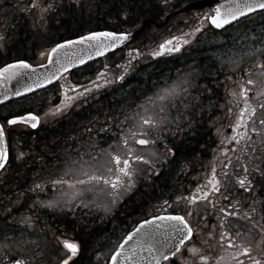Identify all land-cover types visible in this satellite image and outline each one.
<instances>
[{"label": "snow or ice", "instance_id": "6c2138e0", "mask_svg": "<svg viewBox=\"0 0 264 264\" xmlns=\"http://www.w3.org/2000/svg\"><path fill=\"white\" fill-rule=\"evenodd\" d=\"M73 7L83 12L91 10L92 5L88 0H68V9ZM0 11L4 12L0 17L4 26L9 19L15 18L18 24L31 21L30 27L35 30L48 23L49 13H62L67 9L64 0H7V7H0ZM258 12L264 13V0H223L210 13L198 17L189 31L165 39L157 49L147 53L129 49L127 58L121 48L131 35L126 31L115 28L88 30L75 39L62 38L40 52L49 65L55 66L54 72L38 74L37 67L44 68L45 64L33 66L23 58L3 63L0 67V89H3L0 102L9 96H24L35 88L44 87L61 73L69 72L77 65H86L94 57H105L107 61L109 52L120 57L122 62L112 61L111 66L106 62L95 77L86 78L85 83L68 81L60 85V103L50 107L43 116L63 115L76 102L89 104L101 89L123 81L132 69L133 61L138 62L141 56L156 59L165 54L180 53L183 45H192L193 38L199 39L197 34L207 30L205 25L226 31L234 22L239 24L241 18ZM261 31L264 32V28ZM4 39L5 36L0 34V41ZM3 47L0 43V48ZM245 55L255 56V59L249 64L230 57L226 60L216 57L224 79H219L217 74L210 83L199 85L209 95H198L194 102L184 103L183 100L190 95L189 89L194 83L192 77L199 74L196 68L187 72L183 80L177 79L171 85L161 86L153 82L148 89L151 95L144 96L142 92V102L136 104L131 115L128 111L132 110L135 100H124L118 108L107 109L103 114L97 110L91 119L85 118L86 122L78 126L82 128L80 135L70 138L73 142L66 149L67 158L59 160L52 156L58 166L63 165V175L34 182L29 191L36 192L37 199L30 207L39 212L67 206L74 212V205L84 207L90 204L108 213L109 203L115 207L125 193L136 187L138 174H145L144 178L151 181L152 176L160 171L156 164L161 153L152 151L148 156L138 155L140 149L129 144L130 140L134 145L146 147L155 141L166 140L162 133L170 131L175 142L164 143L162 155L164 160L171 161L180 146L189 142V136L196 139L197 125L213 116L215 120L226 116L229 123L214 125L219 140L211 149L213 156L204 171L193 177L197 181L195 187L187 193L175 194L174 199L164 196L158 206H153L131 231L119 239L107 261L108 264H220L224 258H212L203 247L212 249L219 245L230 250L227 260L234 264H245V259L248 264H264V36L260 38L259 46L250 45ZM225 64L227 68L223 67ZM12 81L18 86L9 89L7 84ZM258 84L262 86L257 88ZM221 87L224 88L223 98L219 94ZM218 103L220 111H214ZM173 108L177 111L174 118L171 117ZM234 108L237 109L235 112ZM41 120V114L31 109L0 119V171L5 170L9 156L6 147L9 130L16 125L37 130ZM225 127L231 128L230 134L224 132ZM81 140L92 149L91 152L81 154ZM97 148L99 153L94 155ZM201 149L207 151L205 145H201ZM199 155L201 153L197 152ZM16 158L23 162L26 153L21 151ZM189 163H183L180 171L187 172ZM47 184L58 198H39V193H45L44 185ZM89 196L92 199L85 204ZM17 223L22 236L34 230L32 215H22ZM63 231H56L53 248L49 247L48 241L41 245L26 238L17 240L16 254L5 255L3 259L7 264H75L80 245L66 238ZM99 259L98 255V262Z\"/></svg>", "mask_w": 264, "mask_h": 264}, {"label": "flooded vegetation", "instance_id": "af4514ba", "mask_svg": "<svg viewBox=\"0 0 264 264\" xmlns=\"http://www.w3.org/2000/svg\"><path fill=\"white\" fill-rule=\"evenodd\" d=\"M113 1H117L119 6H113ZM196 1L199 0H88V3L92 5L91 10L81 12L75 7L68 9V0H64L67 11L49 13L50 19L43 28L38 27L33 30L30 27L31 21L25 20L18 24L15 18L9 19L6 26L0 22V34L5 36V39L0 41L4 45L3 48H0V67L5 61L11 62L14 58H23L33 66L45 64L47 59L41 57L40 52L50 48L54 41L60 42L62 38L74 39L77 35L88 30H112L117 27V22L126 19L128 22H122L124 31L130 32L142 24H144V30L140 36L121 46L125 58H127L129 49H138L142 53L150 52L157 49L165 39L189 31L198 17L210 13L211 9L215 7L212 2V4L178 12L187 4ZM0 7L6 8L7 0H0ZM2 16H4V12L0 11V17ZM205 28L206 31L202 30L197 34L199 39L193 38L192 45H183L180 53L165 54L156 59L144 55L138 62L133 61V67L123 81L101 89L98 96L93 95L92 100L89 101L91 107L89 104L78 101L63 115L43 116L50 107L60 103L61 84H66L68 81L85 83L86 78H94L96 72L106 62L110 66L112 61L122 62L120 57L113 56L111 52L106 54L110 58L107 61L105 57L89 61L86 65L62 73L60 77L41 90L13 99L0 106V119L9 114H23L25 110L29 109L40 113L42 117L41 125L37 130H32L24 125H16L9 130L6 137L9 156L5 170L0 171V264H7L3 259L5 255L11 257L16 254L17 240L26 238L35 240L41 245L48 241L50 242L49 247L53 248L56 231L65 229L63 235L80 245L79 256L74 258L75 264H108V254L114 250L119 239L127 231L132 230L153 206H158L164 196H172L174 199L175 194H180L181 191L187 193L195 187L197 181L193 177H198V173L204 171L205 166L212 159L213 153L210 158L201 160L194 158L196 165L188 166L187 172H181V168L176 167L178 161L176 158L166 161L162 155L164 143L175 142L172 133L166 131L162 133L166 140L155 141L146 147L134 145L133 141H129V144L140 150L156 147L161 153L159 162L156 164L160 171L157 175L152 176L151 181L144 178L145 174H138L136 187L131 192L124 194L115 207L109 203L110 212L105 213L102 209L97 210L90 204L84 207L74 205V212L68 210L67 206L52 211L41 209L39 212H34L30 207L32 202L37 199V193L29 191L34 182L40 183L63 175V165L58 166L57 160L52 159V156L55 155L59 160L67 158L66 149L68 144L73 142L70 138L80 135L82 128H78V126L86 122L85 118L91 119L97 110L103 114L107 109L118 108L124 100H135L132 110L128 111V114L131 115L132 111L136 110V104L142 102L141 93L143 92L144 96L151 95L148 89L151 88L153 82H158L161 86L168 85L172 76L187 73L193 68L198 69L199 74L192 77L194 83L189 89L190 95L184 98L183 102H194L196 97L201 94L209 95L208 91L199 85L210 83L214 77H217V74H219V79H224L221 64L216 57L226 60V56L230 57L234 54L249 64L255 59V56L249 57L245 53L249 51L250 45L258 46V41L264 36V32L261 31L264 28V13L258 12L242 18L239 24L234 22L230 27H227L226 31L213 29L210 25H205ZM223 67L227 68L228 65L225 64ZM225 82L227 83V81ZM261 86L258 84L257 88ZM212 87L215 88V85ZM219 94L221 98L224 97L223 87L219 89ZM204 103L207 105V101ZM177 105H180V101H177ZM236 110V108L233 109L234 112ZM214 111H220L219 103ZM176 116V109H171V117ZM224 118L215 120L213 116L211 120L203 121L204 130L209 127L213 135L211 142L213 147H216L219 140L214 131V125L223 126ZM199 127L201 125H197L198 130ZM224 132L230 134L231 128L225 127ZM80 148L82 149L81 154L92 151L84 140H81ZM21 151L26 153L23 162L16 158ZM98 153L99 148L93 152L94 155ZM73 159H78V156H73ZM84 159L88 160V156L84 155ZM104 159H107L106 155ZM183 161L182 164L186 162L185 159ZM141 167L148 166L141 165ZM44 187L45 193H39V198H58L50 184L44 185ZM22 193L23 195H21ZM91 199L92 197L89 196L84 201L85 204ZM22 215L33 216L34 230L27 232L25 236L21 235V228L17 223ZM101 217L104 218L101 219ZM5 237H10V239ZM28 247H32V245H28ZM203 247L206 252L211 253L212 258L223 257L220 264H234L227 260V253L230 250L226 246L222 248L216 245L212 249H208L207 246ZM98 255L99 262L97 261ZM245 264H248L246 259Z\"/></svg>", "mask_w": 264, "mask_h": 264}, {"label": "trees", "instance_id": "16d2710c", "mask_svg": "<svg viewBox=\"0 0 264 264\" xmlns=\"http://www.w3.org/2000/svg\"><path fill=\"white\" fill-rule=\"evenodd\" d=\"M113 3H114L113 6L114 5L119 6V3L117 1H113ZM117 23H118L117 27H114V28L117 30L122 29V22L119 21ZM224 119H225V124L229 122L226 116ZM201 128H203L202 125L201 127H199L195 140H192L191 136H189L188 137L189 142L184 145H181L179 150L177 151L175 158L178 160L176 164V167L178 169L181 168L182 162H184L183 161L184 159L186 160V162L190 161L188 166L192 167L196 165L195 161L193 160L194 158L196 159L199 158L200 160L207 158V157L210 158V155L212 153L211 149L214 148L213 144L211 143L213 135L210 132L209 127L207 130H204V128L203 129ZM179 135H182V134H179ZM201 145H205L207 147V151H204L203 149H201ZM197 152H200L201 155L197 156ZM166 174H168V172H166Z\"/></svg>", "mask_w": 264, "mask_h": 264}, {"label": "water", "instance_id": "95a60500", "mask_svg": "<svg viewBox=\"0 0 264 264\" xmlns=\"http://www.w3.org/2000/svg\"><path fill=\"white\" fill-rule=\"evenodd\" d=\"M212 2H213L214 5L216 6L218 3H222L223 0H213V1H211V0H199V1L192 2V3L187 4L183 9L179 10L178 12L186 11V10H189V9H191V8H196V7L198 8V7L204 6V5H206V4H212ZM142 31H143V26H141L139 29H137V30H135V31L130 32L131 35H130L129 39L125 42V44H126L127 42H129L130 40H132L133 38H135V37H137L138 35H140V34L142 33ZM96 58H99V57H94L92 60H94V59H96ZM89 61H91V60H89ZM89 61H87V62H89ZM78 66H81V65H77V66H75V67H78ZM75 67H73V68H75ZM73 68H72V69H73ZM36 71H37L38 74H45V75H46V74H48V73L54 72V71H55V66H53V65H49L48 62L46 61V63H45V67H44V68H39V67H37ZM61 74H62V73H61ZM17 86H18V85L16 84V81H12V82H10V83L7 84V87H8L9 89L15 88V87H17ZM45 86H46V85H45ZM45 86H44V87H45ZM44 87H41V88H35L33 92H35V91H37V90H40V89H42V88H44ZM2 92H3V89H0V93H2ZM33 92H29V93H27V94H25V95H29V94H31V93H33ZM25 95H24V96H25ZM20 97H22V96H9V98H8L7 100H3L2 102H0V105H2V104H4V103H7V102H9V101H11V100H13V99L20 98Z\"/></svg>", "mask_w": 264, "mask_h": 264}, {"label": "rangeland", "instance_id": "374dc122", "mask_svg": "<svg viewBox=\"0 0 264 264\" xmlns=\"http://www.w3.org/2000/svg\"><path fill=\"white\" fill-rule=\"evenodd\" d=\"M258 46H259V41H258ZM229 56H226V58L225 59H227ZM230 58H233V59H236V60H240L239 58H238V56H236V55H234V54H232L231 56H230ZM187 72H189V71H187ZM186 73V72H185ZM185 73H183V74H176V75H174V76H172L171 77V80H170V83L168 84V85H171L172 83H173V81H175V80H177V79H180V80H183L184 79V76H185ZM152 151H156V152H158V153H160V151L159 150H157L156 149V147H150V148H147V149H141L140 151H138L136 154H138V155H145V156H148L149 155V153L150 152H152ZM160 156V155H159ZM153 159H155V157H153ZM129 193V192H128ZM126 194V193H125ZM109 207H110V205H109Z\"/></svg>", "mask_w": 264, "mask_h": 264}, {"label": "bare ground", "instance_id": "6f19581e", "mask_svg": "<svg viewBox=\"0 0 264 264\" xmlns=\"http://www.w3.org/2000/svg\"><path fill=\"white\" fill-rule=\"evenodd\" d=\"M102 11V10H101ZM153 11V10H152ZM101 17V16H100ZM92 23V22H91ZM169 71V70H168Z\"/></svg>", "mask_w": 264, "mask_h": 264}]
</instances>
